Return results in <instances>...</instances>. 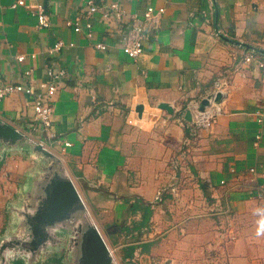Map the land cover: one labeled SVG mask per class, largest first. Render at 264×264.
<instances>
[{
	"label": "crops",
	"instance_id": "obj_1",
	"mask_svg": "<svg viewBox=\"0 0 264 264\" xmlns=\"http://www.w3.org/2000/svg\"><path fill=\"white\" fill-rule=\"evenodd\" d=\"M16 1L0 0V82L37 92L48 67L63 70L50 136L72 145L50 143L24 94L0 101V122L60 159L116 263L264 264V77L243 62L253 53L264 60V0H93L100 9L118 3L123 14L95 15L91 38L67 25L88 0H23L10 9ZM38 4L49 28L31 15ZM148 7L164 12L132 60L122 41ZM218 80L227 81L222 114L182 157L187 131L178 115ZM37 166L20 145L0 149V236Z\"/></svg>",
	"mask_w": 264,
	"mask_h": 264
},
{
	"label": "water",
	"instance_id": "obj_2",
	"mask_svg": "<svg viewBox=\"0 0 264 264\" xmlns=\"http://www.w3.org/2000/svg\"><path fill=\"white\" fill-rule=\"evenodd\" d=\"M214 102H221L220 94ZM207 105V99L202 100L199 110ZM158 108L173 113L168 104ZM135 112L141 117L142 107ZM183 118L191 122V113L187 110ZM18 145L36 158L38 166L26 177L25 199L11 208L16 221L0 236V264H37L55 247L64 252L61 264H117L60 159L0 122V149ZM63 229L70 231L66 240L60 236Z\"/></svg>",
	"mask_w": 264,
	"mask_h": 264
},
{
	"label": "built area",
	"instance_id": "obj_3",
	"mask_svg": "<svg viewBox=\"0 0 264 264\" xmlns=\"http://www.w3.org/2000/svg\"><path fill=\"white\" fill-rule=\"evenodd\" d=\"M25 2L23 0H17L10 5V9H16L23 7ZM164 9L158 8L154 9L148 7L143 14L141 20L134 18L127 30L125 37L122 41V52L132 60H137L143 54V47L149 38L154 35L159 28L160 17L163 14ZM100 14L101 18L105 21L115 18L121 20L122 11L118 3H112L109 6H105L100 9L93 0H88L86 2V9L81 17L76 18L74 23L68 22L67 25L72 27V29L77 33L85 32L87 38L92 36V20L95 15ZM32 16L36 18L37 27L39 29H46L50 26L49 15L46 13L43 5L38 4L36 6V11L31 13ZM85 21L84 24H81ZM63 47L61 42L56 43L50 50L51 53H55ZM99 50H105L104 44H99L97 46ZM17 60L21 62L23 57H17ZM244 63L255 62L258 69L261 70L262 76L264 77V60H260L256 54H247L244 59ZM25 76H29V72L24 73ZM65 72L56 68L54 65L46 69L45 79L41 82L39 90L36 92L33 89L23 86V85H12L9 83L0 82V101L14 94H24L29 99L28 106L31 108L33 113V118L35 123L39 124L42 129L50 136V130L52 127V115H53V105L51 99L54 97L58 90L59 83L65 78ZM227 86L226 80H218L214 83L211 90L206 91L201 95L200 98L191 101L186 111L191 113V122H186L184 120V114L180 113L178 115V121L182 126H185L187 131L186 137L183 141V149L181 156L183 157L190 149V147L196 143L197 139L200 138V134L204 131H209L214 125L216 120L222 114V104L215 103L214 98L217 94L224 95V88ZM221 92V93H219ZM207 99L208 105L201 111L199 110V103ZM264 109V105H263ZM185 111V112H186ZM255 116L258 118V122L261 121V114L255 112ZM130 124L131 121L129 120ZM50 143L53 146H61V150L64 151L71 147V143L67 141L60 140L59 138H54L50 136ZM43 147H45L43 142H38ZM47 149V148H46ZM253 174L254 170H250ZM161 201V193H158L155 197V202ZM228 212V211H227ZM209 214L214 213V211H208ZM220 225L218 229L227 231L229 225ZM152 264H159L157 262Z\"/></svg>",
	"mask_w": 264,
	"mask_h": 264
},
{
	"label": "rangeland",
	"instance_id": "obj_4",
	"mask_svg": "<svg viewBox=\"0 0 264 264\" xmlns=\"http://www.w3.org/2000/svg\"><path fill=\"white\" fill-rule=\"evenodd\" d=\"M7 182L9 184V177L7 178ZM5 195V194H4ZM7 195V194H6ZM4 196V199L5 197L7 198V196ZM9 203V200L7 201ZM70 235V231L68 229H63L61 230V234L60 236L66 240V238ZM66 246V245H65ZM57 248H52L51 251L46 254V256L44 257V262H48V261H53L56 257L57 260H61V258L63 257V253L64 252H61V250H56Z\"/></svg>",
	"mask_w": 264,
	"mask_h": 264
},
{
	"label": "trees",
	"instance_id": "obj_5",
	"mask_svg": "<svg viewBox=\"0 0 264 264\" xmlns=\"http://www.w3.org/2000/svg\"><path fill=\"white\" fill-rule=\"evenodd\" d=\"M56 264H59V261L58 260H56Z\"/></svg>",
	"mask_w": 264,
	"mask_h": 264
}]
</instances>
